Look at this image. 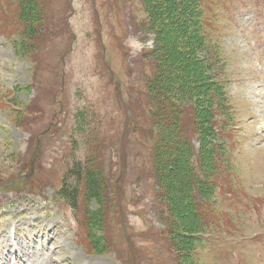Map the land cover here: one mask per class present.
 <instances>
[{
    "label": "rangeland",
    "instance_id": "1",
    "mask_svg": "<svg viewBox=\"0 0 264 264\" xmlns=\"http://www.w3.org/2000/svg\"><path fill=\"white\" fill-rule=\"evenodd\" d=\"M37 2L46 7L47 21L36 25L42 42L30 55L20 50L16 31H0V264H173L161 213L158 218L154 209L163 207L150 176L146 124L127 130L122 107L130 106L134 120L141 112L138 97L149 74L142 53L145 39L150 44L154 36L145 5ZM202 6L207 33L226 59V91L237 127L236 196L212 200L219 224L205 229L195 260L264 264V0H204ZM12 14L0 0V18ZM86 107L102 124L90 110L92 119L84 120L91 123L81 128L98 136L103 173L117 189L111 198L122 220L111 225L112 234L121 228L130 242L120 237L107 253L86 251L78 223L85 209L71 210L56 196L68 160L86 161L90 154L82 142L86 134L75 133Z\"/></svg>",
    "mask_w": 264,
    "mask_h": 264
},
{
    "label": "trees",
    "instance_id": "2",
    "mask_svg": "<svg viewBox=\"0 0 264 264\" xmlns=\"http://www.w3.org/2000/svg\"><path fill=\"white\" fill-rule=\"evenodd\" d=\"M141 1L156 45L143 54L149 74L143 76L144 89L137 105L141 112L133 118V127L138 131L143 129L141 121L146 124L149 175L159 188L156 202L163 208H158V213L175 264H199L195 260L199 256L197 243L203 240L207 227L219 224L216 210L211 207L214 195L218 190L221 194L232 192L224 188L232 176L235 148V143L230 142L234 112L225 91L226 59L207 33L204 0ZM9 5L13 14L10 19L2 18L0 31L5 33L4 27L16 31L21 39L20 50L30 55L42 42L36 25L47 21L46 9H40L37 0H11ZM178 10L180 14L176 16ZM91 108L80 112L82 121L75 130L86 134L82 141L90 154L86 161L68 160L56 196L74 211L83 205L80 226L84 228L85 249L96 254L107 253L111 243L117 242L111 225L121 220V213L114 201L117 189L111 187L103 173L98 136L94 137L90 128H81L91 123L84 120L88 116L92 119L90 112H95ZM94 115L101 125L102 118ZM92 203L96 208L89 207Z\"/></svg>",
    "mask_w": 264,
    "mask_h": 264
},
{
    "label": "bare ground",
    "instance_id": "3",
    "mask_svg": "<svg viewBox=\"0 0 264 264\" xmlns=\"http://www.w3.org/2000/svg\"><path fill=\"white\" fill-rule=\"evenodd\" d=\"M14 253H15V251H14ZM17 257V261H19V257H18V255L16 256ZM3 264V263H2ZM13 264H14V262H13Z\"/></svg>",
    "mask_w": 264,
    "mask_h": 264
}]
</instances>
